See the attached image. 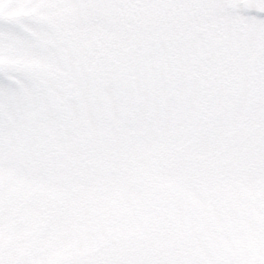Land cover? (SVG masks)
I'll list each match as a JSON object with an SVG mask.
<instances>
[{
  "label": "snow or ice",
  "instance_id": "snow-or-ice-1",
  "mask_svg": "<svg viewBox=\"0 0 264 264\" xmlns=\"http://www.w3.org/2000/svg\"><path fill=\"white\" fill-rule=\"evenodd\" d=\"M0 264H264V0H0Z\"/></svg>",
  "mask_w": 264,
  "mask_h": 264
}]
</instances>
